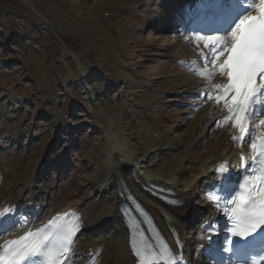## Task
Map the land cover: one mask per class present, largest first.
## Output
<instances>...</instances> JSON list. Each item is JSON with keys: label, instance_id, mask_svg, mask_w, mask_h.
I'll return each mask as SVG.
<instances>
[{"label": "rangeland", "instance_id": "1", "mask_svg": "<svg viewBox=\"0 0 264 264\" xmlns=\"http://www.w3.org/2000/svg\"><path fill=\"white\" fill-rule=\"evenodd\" d=\"M29 1L48 23L17 0H0V206L10 208L26 182L37 186L36 195L51 183L62 196L93 161L88 126L97 124L80 111L88 99L65 46L92 78L96 97L105 99L101 106L118 108L125 122L150 124L172 143L186 142L196 93L180 87L176 74L204 46L183 29L190 0ZM124 70L131 78L121 77ZM205 226L188 224L189 239ZM106 240L104 261L115 253ZM218 250L201 252L206 264L221 263Z\"/></svg>", "mask_w": 264, "mask_h": 264}, {"label": "bare ground", "instance_id": "2", "mask_svg": "<svg viewBox=\"0 0 264 264\" xmlns=\"http://www.w3.org/2000/svg\"><path fill=\"white\" fill-rule=\"evenodd\" d=\"M219 1L201 0L196 9L188 10V15L196 11L198 13L196 23L191 24V27H200V24L207 22V19L201 22L199 13L201 15L206 6L218 8ZM240 1V4L232 5L230 22L220 26L216 21L211 24V31L221 34L230 31L239 16L249 10L247 5L253 2ZM202 44L205 47L204 42ZM199 46L198 44V48L194 50L198 54L204 51ZM72 56L80 65L81 77H85V82H80V89L89 104L84 106L85 110L80 111H85L86 118L97 124L92 128L88 126L94 136L88 144L93 161L86 162L81 172V182L62 196L54 194L51 183L43 186L42 191L36 195L35 190H39L37 186L26 182V190L21 189L17 193L15 201L19 202L18 208L13 207L11 213L4 216L5 208L2 203L0 244L6 238L27 228L36 227L50 217L75 213L83 227L74 239V258L69 264H135L127 243V230L118 211V204L123 199V189L126 188L153 214L179 263L206 264V258L201 256L200 251L211 246L210 242L204 239L209 229L198 232L194 242H191L187 225L207 221L208 224L214 222L217 226L218 216L209 211L204 192L214 184L226 181V175L218 178L215 169L221 163L234 169L237 162L242 160L241 155L247 150L246 147L243 149V144H250L251 135L264 134V127H259L257 120L255 125L249 126L254 131L250 133L247 143L233 142L231 137L238 136L239 131L232 127L231 122L225 123L220 119L222 106L217 107L214 102L200 103L194 97V103L191 105L194 108L193 117H190L186 131L187 140L184 144H180V141L172 143L160 136L150 124L143 121L125 122L118 108L111 111L109 106H101L105 99L100 101V98L96 97L95 88L88 81L87 71L79 63L78 57ZM211 67V64L202 63V57L191 65H183L176 74L178 85L197 95L206 83L197 70ZM124 71L121 77L131 78V74ZM214 82L227 81L217 75ZM115 94L112 97H115ZM255 111L257 110L254 109ZM3 128V132L7 134L9 129L5 124ZM252 155L254 153L250 148L246 159ZM151 184L163 190L154 188ZM159 193L183 203L173 205L163 202L156 197ZM218 231L225 232L219 227L215 235ZM107 238L112 240L115 253L111 259L104 261ZM224 249L225 245L220 249V254L225 255L222 257L235 260L233 254L226 253ZM222 264L233 263L226 261Z\"/></svg>", "mask_w": 264, "mask_h": 264}, {"label": "snow or ice", "instance_id": "3", "mask_svg": "<svg viewBox=\"0 0 264 264\" xmlns=\"http://www.w3.org/2000/svg\"><path fill=\"white\" fill-rule=\"evenodd\" d=\"M247 7L249 10L239 16L226 34L205 36L197 33L195 37L205 44V50L199 53L203 62L212 66L197 70L206 83L196 99L200 103L214 102L217 107L222 106L220 119L231 122L239 131V135L231 139L245 143L254 131L250 125H255L258 120L259 127H264V0H253ZM217 75L226 78L227 82L215 83ZM249 146L254 155L247 160L242 157L241 168L246 174L235 195L225 201L215 190L205 193L210 205L229 221L224 249L228 254L232 251L233 238L246 240L264 226V134L251 135ZM228 169V165L221 163L215 174L222 177ZM171 203L180 205L183 202ZM11 211L4 209L3 215ZM67 216L66 213L63 221L60 218L50 220L42 229L5 241L0 245V264H23L26 258L37 254L43 256L40 264H69L74 258L73 238L81 230V224ZM205 227L209 231L204 239L209 240L217 233L218 226L209 224ZM261 248L259 254H252L248 259H235L233 264H264V244ZM130 249L136 264H166L148 239L139 247L134 240L130 241ZM173 264H179V261H173Z\"/></svg>", "mask_w": 264, "mask_h": 264}, {"label": "water", "instance_id": "4", "mask_svg": "<svg viewBox=\"0 0 264 264\" xmlns=\"http://www.w3.org/2000/svg\"><path fill=\"white\" fill-rule=\"evenodd\" d=\"M20 2H23L24 4H26L27 6H29L36 14H38L36 11H35V9H34V7L32 6V4H31V2L30 1H28V0H19ZM84 79H85V77H83Z\"/></svg>", "mask_w": 264, "mask_h": 264}]
</instances>
